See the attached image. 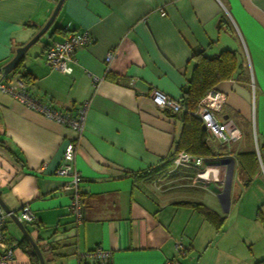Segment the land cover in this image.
<instances>
[{
    "label": "crops",
    "instance_id": "crops-1",
    "mask_svg": "<svg viewBox=\"0 0 264 264\" xmlns=\"http://www.w3.org/2000/svg\"><path fill=\"white\" fill-rule=\"evenodd\" d=\"M57 1L0 0V68L43 26ZM70 31H87L93 40L76 50L72 72L63 74L45 63L44 52ZM33 45L21 59L27 93L72 115L87 103L78 134L0 90V196L16 213L31 208L34 220L23 224L45 263L79 264L80 253L101 247L111 252L109 264H163L180 240L191 256H182L181 264H251L254 242L248 239L257 242L259 228L247 229L245 241L244 223L231 211L240 213L252 185L264 186V0H63ZM226 50L236 65L231 77L214 84L226 95L216 117L241 137L221 142L207 134L213 154L204 164L227 167L221 160H233L227 209L218 198L225 180L211 181L214 171L201 179L197 170L170 162L182 120L149 99L157 88L181 100L204 57ZM109 51L114 58L107 66ZM69 142L76 145L85 204L78 225L70 194L60 189L65 179L54 174ZM192 203L212 209L224 223L216 227ZM4 232L1 252L13 251L8 264H34L9 216Z\"/></svg>",
    "mask_w": 264,
    "mask_h": 264
},
{
    "label": "built area",
    "instance_id": "built-area-1",
    "mask_svg": "<svg viewBox=\"0 0 264 264\" xmlns=\"http://www.w3.org/2000/svg\"><path fill=\"white\" fill-rule=\"evenodd\" d=\"M161 16L165 15L163 9L159 10ZM92 37L87 31L77 32L70 31L61 41H51L45 49V63L54 71L70 74L72 72V64L75 63V52L80 46L88 45L92 42ZM114 58V52L109 51L105 57L107 66L110 65ZM108 68V67H107ZM98 78L93 77L94 85L97 84ZM27 83L18 76L3 75L0 71V90L12 95L14 98L25 104L27 107L39 112L47 118L55 120L65 126L75 130L81 134L85 124V112L87 103L84 102L75 115L55 109L52 106L42 103L32 98L26 91ZM149 99L152 104L159 110L166 111L170 114H176L183 111L180 100L175 99L165 92L152 88L149 92ZM226 101V95L215 88L209 90L204 97L200 99L194 112L197 115L208 135L212 139L221 142L236 141L241 137V132L233 125L227 122H221L216 114L222 109ZM76 145L75 142H69L65 147L60 163L55 168L54 174L61 176L65 182L61 186V190L68 192L70 195L69 211L75 224H81L84 216V204L81 197L80 183L81 176L75 168ZM173 166H186L197 170L198 177L204 179L209 171H214L211 181L222 182L225 180L226 169L221 164H204V158L201 156H193L187 152L180 151L172 159ZM264 172V167L261 166ZM205 174V175H204ZM197 182V181H195ZM206 187V186H205ZM9 214L0 205V264H8L12 259V250L8 249L1 252L3 242L5 240V222ZM17 218L23 223H30L34 220V214L28 205L21 208L17 214ZM175 255L166 258L163 264H181L180 258L184 256L189 246L183 244L180 240L174 244ZM79 264H109L111 261V252L101 247H97L78 255Z\"/></svg>",
    "mask_w": 264,
    "mask_h": 264
},
{
    "label": "trees",
    "instance_id": "trees-1",
    "mask_svg": "<svg viewBox=\"0 0 264 264\" xmlns=\"http://www.w3.org/2000/svg\"><path fill=\"white\" fill-rule=\"evenodd\" d=\"M21 65L22 61L18 63V65L9 74V76H18L27 83L29 82V80L26 77V73H23L21 71ZM198 65L199 64H197V66ZM235 65L236 62L234 53L226 50L217 58L211 59L204 57L200 66L197 67L198 69L196 70V73L192 77L188 87L184 90L182 99L180 100L183 111L173 114L174 116L181 117L182 129L177 142V146L170 156L171 163L173 157L177 154V152L180 151L187 152L193 156H201L203 158L210 155L212 156L213 151L205 140L208 132L203 127L200 118L195 115L194 112L200 99L204 97L209 90L213 89V87L215 86L214 84L217 81H219L220 79L231 77L235 70ZM247 155L250 157H254V160H257L255 153L250 152ZM80 193L82 197V191ZM192 206L197 208L204 215V217L216 227L219 228L224 223V218L217 215L216 212H214L207 206L200 203H192ZM262 219H264L263 216ZM20 246L32 259L34 264H39L33 248L30 246L28 241H25V238L20 242ZM253 264H264V259L257 260Z\"/></svg>",
    "mask_w": 264,
    "mask_h": 264
},
{
    "label": "water",
    "instance_id": "water-1",
    "mask_svg": "<svg viewBox=\"0 0 264 264\" xmlns=\"http://www.w3.org/2000/svg\"><path fill=\"white\" fill-rule=\"evenodd\" d=\"M62 3H63V0H58L52 13L50 14L46 22L43 24V26H41V28L34 34V36L28 42L16 48L15 55L6 64H4L0 68V71H2L3 75H7L10 72H12L14 68L18 65V63L21 61V59L24 57L27 50L35 42H37V40L40 37H42L47 32V30L53 23ZM221 163L225 164L227 166V169H226L224 185H223L222 191L218 195V198L223 208L227 209L229 202H230V190H231V185H232V174H233V160L230 158H223L221 160ZM0 194H1V191H0ZM0 205L9 214V217L11 218V220L16 224V226L19 228L23 236L28 240V242L32 246L35 254L38 257L39 264H46L39 246L28 234L23 222H21L17 218V213L15 211L10 210V208L2 200L1 196H0Z\"/></svg>",
    "mask_w": 264,
    "mask_h": 264
},
{
    "label": "rangeland",
    "instance_id": "rangeland-1",
    "mask_svg": "<svg viewBox=\"0 0 264 264\" xmlns=\"http://www.w3.org/2000/svg\"><path fill=\"white\" fill-rule=\"evenodd\" d=\"M241 184H242V182L237 181V185L239 187H241L240 186ZM239 187H237V189H239V192L241 193V188H239ZM250 190L251 191H249V193H246V195L244 196V199L242 200V205L240 207L241 208L240 213L235 214L234 209H233L231 211L232 212L231 216H233L232 217L233 219L238 220V221L240 220L244 223L243 238L245 239V241L247 239V234H246L247 229L250 232L256 226L259 228L258 241L255 242V238H252V240L250 238L248 239V240L254 242L253 245H249V247L251 246V249L253 248V250H252V252L249 251V256H248L250 258L249 262H251V264H253L257 260L264 259V219H262V216L264 217V186H261L259 183H255L254 185H252ZM252 194H255L256 197L258 194H260L261 195L260 199H262V200L260 202H258V204H257V202L255 204V201L254 202H252V201L255 200L256 197L252 196ZM252 205H254L255 207ZM236 215H238V216L236 217ZM254 232H255V229H254ZM248 244H249V241H248ZM185 255L183 258H185V257L189 258V256H190L189 254L186 256ZM206 260L207 259L204 258L202 263L206 262ZM249 262H247V263H249Z\"/></svg>",
    "mask_w": 264,
    "mask_h": 264
}]
</instances>
